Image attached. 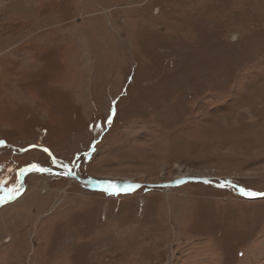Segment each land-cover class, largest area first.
<instances>
[{
	"label": "rangeland",
	"instance_id": "1",
	"mask_svg": "<svg viewBox=\"0 0 264 264\" xmlns=\"http://www.w3.org/2000/svg\"><path fill=\"white\" fill-rule=\"evenodd\" d=\"M0 264H264V0H0Z\"/></svg>",
	"mask_w": 264,
	"mask_h": 264
},
{
	"label": "snow or ice",
	"instance_id": "2",
	"mask_svg": "<svg viewBox=\"0 0 264 264\" xmlns=\"http://www.w3.org/2000/svg\"><path fill=\"white\" fill-rule=\"evenodd\" d=\"M45 151H47V149H45ZM53 163H56V161L53 160ZM32 168H33V170H37V171H41V172H43V171H48V169L38 168L36 165H33ZM242 191H243V190H242ZM249 195H252V194L249 193Z\"/></svg>",
	"mask_w": 264,
	"mask_h": 264
}]
</instances>
